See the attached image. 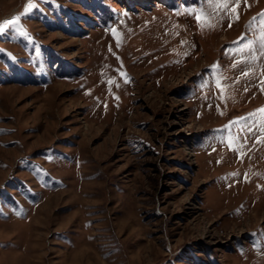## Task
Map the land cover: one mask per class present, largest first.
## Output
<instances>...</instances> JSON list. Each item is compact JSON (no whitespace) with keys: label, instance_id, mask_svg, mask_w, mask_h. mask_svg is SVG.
<instances>
[{"label":"rangeland","instance_id":"obj_1","mask_svg":"<svg viewBox=\"0 0 264 264\" xmlns=\"http://www.w3.org/2000/svg\"><path fill=\"white\" fill-rule=\"evenodd\" d=\"M224 2L0 0V264H264V0Z\"/></svg>","mask_w":264,"mask_h":264},{"label":"snow or ice","instance_id":"obj_2","mask_svg":"<svg viewBox=\"0 0 264 264\" xmlns=\"http://www.w3.org/2000/svg\"><path fill=\"white\" fill-rule=\"evenodd\" d=\"M34 5H32L31 3H29V5H28V7H29V9L31 8V7H33ZM221 7H227L228 5H227V0H225V2L223 3V4H221L220 5ZM238 6V5H237ZM233 11H235V9L233 8ZM198 19H201V17H197ZM238 18V17H237ZM19 21H18V19L17 20H15V21H9L8 23H18ZM201 22L202 23H204V24H207L208 23V20H207V17H203V19L201 20ZM7 26H8V24L6 23V24H4V25H0V34H2L4 31H5V29L7 28ZM262 39H264V36H262ZM261 111H264V110H261Z\"/></svg>","mask_w":264,"mask_h":264},{"label":"bare ground","instance_id":"obj_3","mask_svg":"<svg viewBox=\"0 0 264 264\" xmlns=\"http://www.w3.org/2000/svg\"><path fill=\"white\" fill-rule=\"evenodd\" d=\"M262 210H264V208Z\"/></svg>","mask_w":264,"mask_h":264}]
</instances>
